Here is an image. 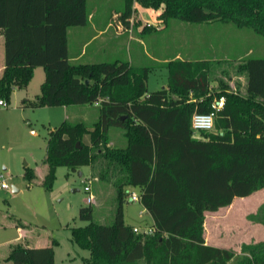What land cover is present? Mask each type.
<instances>
[{
  "label": "trees",
  "instance_id": "16d2710c",
  "mask_svg": "<svg viewBox=\"0 0 264 264\" xmlns=\"http://www.w3.org/2000/svg\"><path fill=\"white\" fill-rule=\"evenodd\" d=\"M162 7L164 22H220L252 29L264 38V0H121L116 11L125 26L134 2ZM92 15L88 0H0L4 64L0 96L9 102L25 90L41 67L45 78L34 99L21 106L99 105L93 125L69 120L49 131L43 185L50 189L56 168L90 167L91 178L113 187V220H93V206L80 207L82 227L71 240L89 252L82 264H264V241L242 244L241 253L205 245V214L230 206L264 188V58H248L236 70L245 93L219 82L211 90L212 60L175 58L164 62L167 88L149 91L150 68L125 60L72 63L68 28H82ZM144 29L142 31L144 32ZM88 80L85 83V80ZM224 106L209 131L193 137L191 117L211 111L213 97ZM175 97V98H174ZM111 129L122 130L125 144L112 147ZM85 134L89 142H84ZM23 177H35L25 168ZM128 187H138L140 204L150 213L152 233L134 232L124 221ZM250 220L264 229V202ZM17 227H24L17 221ZM26 227V226H25ZM51 245L16 242L5 259L12 264H55Z\"/></svg>",
  "mask_w": 264,
  "mask_h": 264
},
{
  "label": "rangeland",
  "instance_id": "374dc122",
  "mask_svg": "<svg viewBox=\"0 0 264 264\" xmlns=\"http://www.w3.org/2000/svg\"><path fill=\"white\" fill-rule=\"evenodd\" d=\"M120 6L121 0H88V8L93 13L92 23L98 30L104 21L109 23V27L103 34L93 30L90 24L82 27L89 39L98 36L84 46L82 50L85 55L79 59L74 55L80 51L75 31L82 28H68V46L74 55H71L72 63L122 59L133 66H147L150 68L148 90L157 91L167 81L168 71L164 59H169L176 52L186 56L187 49H190L189 57L195 56L194 50L202 51L204 54L198 55L200 58L215 62L211 82L213 91L219 88L221 81L229 85L230 90H235L239 83L240 92H244L245 77L237 72V66L248 58H264V38L250 28L242 29L220 22L193 25L178 20L164 22L162 7H144L137 1L133 5L129 26H125L116 12ZM0 46L3 49V38H0ZM37 69L39 73L35 71L29 84V95L33 99L39 94V86L44 80L41 79L44 70L41 67ZM20 94L13 91L8 108L0 107V174L4 175L9 185L8 189H0V264H12L5 259L10 247L16 242L49 246L53 239L58 242L54 246L55 264H81V257L88 256L89 252L72 242L70 229L88 223L78 215L79 208L88 205L86 199L89 193L84 192L83 187L86 183L90 185V193L94 196V202L91 203L94 208L93 220L100 224L113 220L114 189L93 180L87 165L75 171L68 167H57L51 188L48 190L44 187L47 166L42 160L46 154L49 131L58 127L67 115L64 109L58 107H49L47 110L21 109L18 107ZM71 109L69 121H81L91 127L98 118L99 105H76V108ZM31 130L36 133L32 134ZM195 133L199 134L197 131ZM83 141L89 142L88 134H85ZM109 141L112 147H122L125 144L122 130L111 129ZM27 167L35 174L31 181L23 177ZM79 173L82 175L79 176ZM130 193L137 195V189H129L123 203V209L128 214L126 221L137 226V232H140L148 223L146 217L149 214H139L142 205L139 201H131ZM263 202L264 188L248 197H236L232 207L207 216L206 230L212 234V227H216V231L223 233L226 247L234 254H240L242 244L264 241L263 227L250 220V216L257 212ZM17 221L26 226L19 227L25 235L22 241H17L20 240L17 237Z\"/></svg>",
  "mask_w": 264,
  "mask_h": 264
},
{
  "label": "crops",
  "instance_id": "0c3cea01",
  "mask_svg": "<svg viewBox=\"0 0 264 264\" xmlns=\"http://www.w3.org/2000/svg\"><path fill=\"white\" fill-rule=\"evenodd\" d=\"M92 15H93V13H92ZM91 20H92V18H91ZM90 20V21H91ZM106 21H104L103 23H102V25H100V27H99V29L100 30H98V28L96 27V25L94 24V23H92V21H91V23H89L90 24V26H91V28L93 29V30H95V31H98L99 32V34H103L104 32H106V30H107V28L109 27V23H107ZM88 24V25H89ZM76 33H75V36L77 37V39H78V42H79V48H80V51H76L77 52V54L75 53L74 55L76 56V58L77 59H79L80 57H83L84 55H85V53L83 52V48H84V46L86 45V44H88V43H90L91 41H94V39H96L97 38V36L98 35H96V36H94V37H92V38H88L87 36H85V33L86 32H84L83 31V28L82 29H77L76 31H75ZM0 38H2V37H0ZM193 50H194V48H193ZM187 52H189V53H187ZM187 52H186V56H182V54H180L179 52H176L174 55H171V56H169V59H164V61L163 62H166V61H168V60H171V59H175V58H181V59H188V60H194V59H205V60H209V59H206V58H200L201 56H198V55H202V54H204V52H202V51H195L194 50V54H195V56H193V57H189L188 55L190 54V49H187ZM193 54V53H192ZM71 55L74 57V55L73 54H71L70 53V57H71ZM167 58V57H166ZM4 52H3V49H2V47L0 46V74L2 73V69H3V64H4ZM38 68V67H37ZM37 68H35V70H34V75H35V71H37L38 69ZM38 72V71H37ZM44 72V71H43ZM39 73V72H38ZM34 75H33V77H34ZM32 77V78H33ZM41 79H44L45 78V73H42V75H41ZM31 81V80H30ZM44 81V80H43ZM42 81V82H43ZM41 82V83H42ZM29 84H30V82H29ZM29 84H28V86L26 87L27 89H25V90H15V91H18L19 93H21L19 96H18V99H19V104H18V107L19 108H21V109H24L25 107H23V106H21V101L23 100V99H27V100H29V99H33V98H30V95H29V93H30V88H29ZM40 87V86H39ZM168 87V84H167V81H166V83H165V85H164V87H162V88H167ZM211 90H212V85H211ZM242 94H244L245 93V91L244 92H241ZM12 97V96H11ZM11 97H10V100H9V102H8V106H9V104H10V101H11ZM175 98V97H174ZM218 97H213L212 98V101L214 100V99H217ZM211 101V102H212ZM49 107H58L59 109H64L63 111H65L66 112V115H67V117H66V119H68V117H70L69 116V112H70V110H72L71 108H76V105H70V106H47V107H40V108H42V109H45V110H47V109H50ZM30 108V107H29ZM26 109V108H25ZM72 113H73V111H71ZM74 116H76L75 114H73ZM65 119V120H66ZM65 120H63V121H65ZM13 122H11V123H9L10 125L12 124ZM17 122H15V124H16ZM20 123V125H22V122H19ZM26 124H28V122H25ZM24 125V124H23ZM31 133L32 134H34V133H36L35 132V130H31ZM193 137L195 138V137H199V134H196V133H194V135H193ZM86 142H88V141H86ZM44 163V162H43ZM25 171V170H24ZM82 175V173H79V176H81ZM131 190V189H137V195H139V188L138 187H128V190ZM16 190V189H15ZM230 207H232V204L230 205V206H227V207H222V208H219L218 210H222V209H225V208H230ZM218 210H216V211H218ZM215 211V212H216ZM142 212H147V210L142 206V210L141 211H139V214H141ZM215 212H206V214H205V223H204V230H205V233H204V236H205V245H209V246H213V247H219V248H225V249H229V248H227L226 247V245L224 244L225 243V239H224V235H223V233H220V232H218V231H216V227H212V234H210V232L208 233V230H206V220H207V216L208 215H210V214H214ZM148 213V212H147ZM123 214H124V221H125V223L126 224H128V225H130L129 223H127V221H126V217L128 216V214H127V212H126V210H124L123 209ZM149 215V217H146V221L148 222L147 224H146V226H144V228H142V230H140V232H142V231H145L147 228H151V226H152V224H153V220H152V217H151V215H150V213H148ZM128 218V217H127ZM147 218H149V220H147ZM132 226V225H131ZM133 228L135 227V228H137V230H139V228L137 227V226H132ZM18 229H19V231H18V238H20V240H17V241H22V239L24 238L25 239V235H24V233L20 230V228L19 227H17ZM20 236V237H19ZM26 241V240H25ZM247 243V242H246ZM24 245H27L28 247H44V246H41V244H39V245H33V246H31V245H29L27 242L26 243H23ZM54 252H55V247H54ZM55 254H56V252H55ZM235 254H237V252L235 253ZM89 256V255H88ZM88 256H82L81 257V264H82V259L83 258H87Z\"/></svg>",
  "mask_w": 264,
  "mask_h": 264
},
{
  "label": "built area",
  "instance_id": "2783aa9c",
  "mask_svg": "<svg viewBox=\"0 0 264 264\" xmlns=\"http://www.w3.org/2000/svg\"><path fill=\"white\" fill-rule=\"evenodd\" d=\"M224 97L220 96L217 99H214L212 101L211 104V111L208 113H199V112H195L192 117H191V121H192V129L195 131H209L213 129L214 126V117L217 113V111L221 110L224 106ZM0 107L2 108H8V102L5 98L0 96ZM9 185L6 183L5 177L3 174H0V189H8ZM90 185L88 183L85 184V186L83 187V191L84 192H88L89 194L87 195V199H86V203H93L94 202V196L92 195V193H90ZM129 199L131 201H139L140 200V196L130 193ZM134 232H137V228H133ZM152 229L151 228H147L145 230V232L148 233H152L151 232Z\"/></svg>",
  "mask_w": 264,
  "mask_h": 264
},
{
  "label": "water",
  "instance_id": "95a60500",
  "mask_svg": "<svg viewBox=\"0 0 264 264\" xmlns=\"http://www.w3.org/2000/svg\"><path fill=\"white\" fill-rule=\"evenodd\" d=\"M87 82H88V80L86 79V80H85V83H87Z\"/></svg>",
  "mask_w": 264,
  "mask_h": 264
}]
</instances>
